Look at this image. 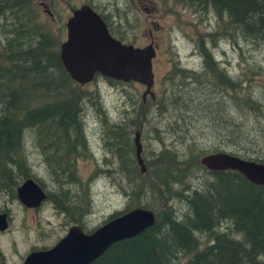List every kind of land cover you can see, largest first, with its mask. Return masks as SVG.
<instances>
[{"label": "trees", "instance_id": "trees-1", "mask_svg": "<svg viewBox=\"0 0 264 264\" xmlns=\"http://www.w3.org/2000/svg\"><path fill=\"white\" fill-rule=\"evenodd\" d=\"M173 1L194 13L212 12L219 28L201 35L196 45L206 76L195 71H178L176 67L171 75H182L193 87L195 82L200 86L203 81L199 79H203L204 87L208 85L226 101L234 102L239 116L248 117L254 124L261 119L263 124L256 125L260 128L256 138H264V83L259 97L252 91L253 80L264 79V71L258 68L250 74L249 64L239 57L242 68L230 78L205 48L212 37L227 35L257 47L264 54V0ZM84 3L101 16L109 34L124 42L121 36L117 38L111 33L102 12L90 2ZM73 7L69 5L70 9ZM46 14L47 19H41L37 0H0V190L9 192L12 198L25 179H34L40 184L26 168L24 136L28 131L34 135L32 144L50 165L49 173L55 177L58 172L60 178H65L64 174L68 176L69 172V177L74 179L76 145L80 143L72 137L69 139V134H82L83 105H91L89 97L98 99L95 92L85 91L64 71L59 46L64 38L65 21H57L54 28L49 22L54 13ZM186 72L189 73L185 76ZM97 77L100 76L93 79ZM164 99L169 104L174 102L170 96L163 95L159 102L154 96V101L148 98L147 103L156 105L160 113ZM147 103L142 102L141 96L131 100L126 107L132 113L130 119L125 118L127 110L124 109L115 124L100 114V107L96 113L114 160L109 162L110 167L123 175L131 188L123 210L113 213L108 220L131 209L143 208L154 213L155 224L132 238L112 244L91 264H264V187L249 183L234 171H207L199 162L203 155L220 151L264 164V154L251 150L253 146L245 147L250 142L239 131L241 124L235 126V136L229 129L223 131L230 135L224 137L225 148L212 147L200 156L195 154L194 139L185 140L191 144L186 146V154H179L153 131L155 149L147 147L148 154H145L146 146L141 145L144 164V173H141L134 157L133 137L138 132L140 140V129L149 112ZM185 141H181L182 146ZM49 142L48 146L43 144ZM59 152L66 153V157H60ZM197 171L204 177L192 188L190 183L198 179ZM180 204L184 213L179 215L176 206ZM66 209L72 217L76 216L77 206Z\"/></svg>", "mask_w": 264, "mask_h": 264}, {"label": "rangeland", "instance_id": "rangeland-1", "mask_svg": "<svg viewBox=\"0 0 264 264\" xmlns=\"http://www.w3.org/2000/svg\"><path fill=\"white\" fill-rule=\"evenodd\" d=\"M51 2L50 0H37L41 19L48 17L45 9L52 12L51 14L54 13L49 20L54 28L58 24L57 21L63 20L64 22L67 19L70 13L69 5L75 7L84 2H90L104 14L111 33L117 38L121 36L124 39H122L123 43L128 42L134 47L141 48L152 42L155 57L152 60L153 85L151 91L155 97H158V102L160 96L163 95L170 96L174 102L169 104L164 99L160 103L163 109L159 113L157 106L148 105V97L145 98L149 112L144 127L140 129L139 140L141 145L146 146L145 154H148L147 147L151 150L156 147L153 131L159 134L165 145L171 146L179 154L182 152L186 154V146L191 144L190 141L187 144L185 140L194 139L197 144L195 154L200 156L210 151L212 147L225 148L224 137L229 138L230 135L223 131L229 129V132L235 136V126L238 124H241L239 131L246 134L247 141L250 142V145L244 144L249 146L245 147L253 146L251 150H258L264 154V138H256L259 134L257 131L260 129L257 126L263 124L261 119L255 120L254 124V121L251 123L248 117L239 116L234 102L226 101L220 92H216L208 85L204 87L203 79H199L203 81L200 82V86L195 82V87H193L189 84L191 81L184 80L182 75L178 73L171 75L173 68L176 67L178 71L179 69L195 71V73L206 76L201 67V57L196 45L199 44L198 39L201 35L219 28L217 17L212 12L206 13L199 10L194 13L173 0H52ZM205 48L211 51L220 70H225L230 78L242 68L243 62L239 60V57L249 64L250 74L258 71V68L264 71V54L259 53V49L253 45L238 42L237 39L232 40L227 35H217L207 42ZM187 73L189 72H186L185 76ZM207 76L211 75L207 74ZM263 83L264 79L255 78L253 80L254 96L261 95ZM82 88L88 92H95L98 99L89 97L91 105L89 103L83 105L82 134L79 136L72 132L69 134V139L72 137L80 143L76 145L78 154H86L88 150L92 152L90 157L86 158L88 161H79V157L74 160L73 178L75 180L69 177V172H67L68 176L64 174L65 178H60L58 172L54 174L55 177L52 176L53 173H49L50 165L46 167L43 155L32 144L34 135L29 131L24 136L26 149L24 156L26 157V168L30 174L41 184L45 182L53 193L61 189L59 186L62 183H64L62 189L71 188L70 194L73 197L70 198L73 200L64 201L68 202V207H78L75 217L79 220L83 213H87L79 214L81 208L88 210V217L83 219V224L88 229H95L102 225L110 215L122 211L131 194L130 183L123 175L113 172L114 170L110 167L109 162L114 163V160L110 156L106 135L98 120L96 108L100 107V114L112 124L119 121L118 115H122L124 109L127 110L125 118L129 120L132 113L126 107L129 106L131 100L140 98L144 87L136 83L112 84L103 80L102 77H97ZM82 140L83 146H81ZM182 140L185 141V146L181 145ZM43 144L48 146L50 142ZM58 155L66 157L67 154L59 152ZM90 158L97 161V166L93 165ZM48 161L51 162V160ZM111 165L114 166V164ZM105 170L109 173H105ZM92 174L93 178L88 181L89 185H83V188L86 187L87 190L79 193L77 184ZM195 174L198 179L190 183L192 188L199 185L200 177H204L200 171ZM9 194L3 189L0 190V211L7 208L12 217L11 229L0 237V250L5 264H20L23 255L31 246L47 247L48 244H54L65 231L58 227L60 220L41 212L23 210L16 198L11 199L12 196ZM176 207L179 215L184 213L181 204Z\"/></svg>", "mask_w": 264, "mask_h": 264}, {"label": "water", "instance_id": "water-1", "mask_svg": "<svg viewBox=\"0 0 264 264\" xmlns=\"http://www.w3.org/2000/svg\"><path fill=\"white\" fill-rule=\"evenodd\" d=\"M45 12L49 13L47 9ZM64 40L59 46V60L70 80L83 86L95 76L123 83L133 82L144 87L141 98L151 100L154 95L152 60L155 48L150 42L144 47H134L112 37L101 16L88 4L72 9L64 22ZM134 157L144 173L138 132L134 133ZM200 164L208 171H234L253 185L264 187V164L237 156L217 152L202 156ZM43 195L31 179H26L16 189V199L27 207L38 205ZM153 212L135 208L100 225L88 234L77 227L68 232L45 252H32L21 264H91L112 244L132 238L155 224ZM0 215V226L4 225Z\"/></svg>", "mask_w": 264, "mask_h": 264}, {"label": "flooded vegetation", "instance_id": "flooded-vegetation-1", "mask_svg": "<svg viewBox=\"0 0 264 264\" xmlns=\"http://www.w3.org/2000/svg\"><path fill=\"white\" fill-rule=\"evenodd\" d=\"M145 98L142 101L143 103H145ZM83 145L84 144H83V140H82L81 146H83ZM90 154H92V152H90V150H88L86 154H78V157H79L78 160L83 161V162L88 161V159H86V158H89ZM90 159H91L90 161L93 162V165L97 166V161H94L92 158H90ZM46 167H48V165H46ZM32 177H34V176H32ZM92 178H93V174L91 176H87L82 182L77 184L79 186V193H81L82 190H84V191L87 190L86 187L83 188V185L88 186L89 185L88 181L92 180ZM37 186L39 187V189L43 195V198L40 200V202L38 203L37 206L27 208V207L21 205L17 201L18 204L25 211L34 212V213L41 212L43 214H46L49 217L60 220L58 227L63 228L65 232H64V234H62L60 236V238L58 240H56L54 242V244H48L47 247L46 246H41V247L40 246H37V247L31 246L29 248L28 252L23 255V257L21 259V263L23 262L25 257L27 255H29L30 253L38 252L39 250H43V249H50L51 247H53L62 237H64V235L68 232L69 228H71V227L79 228L82 231V233H84V234H88L91 231H93V229H88V227H86L83 224V219H86L88 217V214H87L88 210L86 211L85 209L81 208L82 211L80 210L79 214H81L82 212H87V213H83L80 217V220L77 221V218L72 217L70 215V212L66 209V207H68V202H65L64 199H67L68 201H70L72 199V198H70V197H73L70 194L71 188H69L68 190H65V189H62L63 186H61V189H59V191H58L60 195L57 196L55 193L52 192V190L49 188V186L45 182H43L42 184H41V182H40V184L37 183ZM10 198L14 199L12 197H10ZM87 201H88V197H87ZM84 204H82V205H84ZM77 205H78V203H77ZM2 214L4 215V221L7 223V228L4 231L0 232V237H2L4 234H7V232L11 229V226H12V217L9 215V210H7V208H5V210L0 211V215H2ZM62 226H64V227H62ZM9 247H10V244H9ZM4 261H5L4 256L2 254V251L0 250V264H5Z\"/></svg>", "mask_w": 264, "mask_h": 264}, {"label": "bare ground", "instance_id": "bare-ground-1", "mask_svg": "<svg viewBox=\"0 0 264 264\" xmlns=\"http://www.w3.org/2000/svg\"><path fill=\"white\" fill-rule=\"evenodd\" d=\"M220 152V151H219ZM217 153V152H216ZM30 179V178H29ZM31 180H33L35 183H36V181L34 180V179H31ZM37 184V183H36ZM3 215V214H2ZM108 221V219L105 221V222H107ZM104 222V223H105ZM103 223V224H104ZM7 228V223L5 222V224L4 225H1L0 226V231H4L5 229ZM97 228V227H96ZM95 228V229H96ZM48 249H43V250H39V252H45V251H47Z\"/></svg>", "mask_w": 264, "mask_h": 264}]
</instances>
